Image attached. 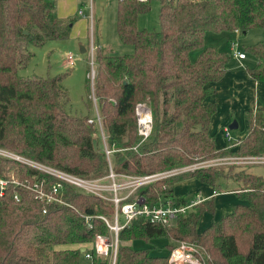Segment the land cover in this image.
I'll list each match as a JSON object with an SVG mask.
<instances>
[{
	"label": "trees",
	"instance_id": "obj_1",
	"mask_svg": "<svg viewBox=\"0 0 264 264\" xmlns=\"http://www.w3.org/2000/svg\"><path fill=\"white\" fill-rule=\"evenodd\" d=\"M149 3L117 0V35L133 51L112 54L96 46L93 79L103 133L113 149L112 169L134 176L224 153L209 132L217 111L209 98L227 71L232 52L204 46V37L207 32L264 29V0H160L158 30L137 24L138 17L149 12ZM54 9V0H0V149L77 176L100 178L108 174L104 144L88 117L66 113L63 76L19 75V67L32 56L29 44L41 46L70 36L74 19L58 18ZM195 49L200 52L192 60L190 52ZM244 53L256 60L245 67L247 77L264 82V42L245 46ZM138 103L150 109L152 130L134 149ZM244 116L247 132L231 153L264 154V103ZM233 169L205 166L139 187L134 196L142 195L152 205L161 201L187 206L188 198L174 194L177 182L195 179L216 193L221 192V178L231 177L239 184L224 191L238 199L230 212L201 231L197 226L202 215L215 211L213 195L180 213L169 227L133 218L119 232L116 264H169L171 243L166 244V254L124 243L159 238L202 246L206 264H264V177ZM0 180L6 182L0 191V264H86L80 248L95 234L107 232L97 216L112 214V203L67 183L53 194L57 178L2 155ZM93 262L103 264L96 258Z\"/></svg>",
	"mask_w": 264,
	"mask_h": 264
},
{
	"label": "rangeland",
	"instance_id": "obj_2",
	"mask_svg": "<svg viewBox=\"0 0 264 264\" xmlns=\"http://www.w3.org/2000/svg\"><path fill=\"white\" fill-rule=\"evenodd\" d=\"M54 3V12L58 18L64 20L74 19L70 36L65 40H48L41 46L29 44L27 49L32 53V56L24 65L19 67V75L24 78H33L52 77L61 74L63 76L61 85L66 95L64 103L66 113L74 116L88 117L89 122L92 121L98 128L99 133L97 134H99L103 142L104 133H102L101 117L93 95V79L96 70V46L100 45L103 49L112 54H127L133 51V46L121 43L117 35V0H92L91 9L89 0H54ZM149 5V12L140 15L137 24L139 28L158 30L160 0H150ZM263 40L264 29H251L245 33L235 31H224L220 33L207 32L204 37V46H218L219 49L226 51H231L232 49L233 54V49L235 51H244L245 46L254 44L258 41L264 42ZM91 44H93V63H91ZM81 47L85 48V52L80 51ZM199 52V49L191 51L190 58L192 60L195 59ZM69 55H71V59H69ZM245 55L247 58L241 60L242 64L251 66V59H254V56L248 53H245ZM71 61L73 64H71ZM233 61L232 59L231 63H233ZM234 119L235 118L232 117V120ZM238 122L239 127L231 130L232 135L238 139V145L228 150L222 148V152L224 153L210 159L211 161L217 158L229 157L228 155H239L231 153V151L239 147L241 136H244L247 132V123L242 115H240ZM213 123L214 121L212 122V127ZM217 128L218 126H216L215 130L211 128V133L214 134L218 143L221 142V140L225 141L222 130L218 138ZM104 142L106 143V137ZM106 146L108 147L107 143ZM225 146L226 144L224 147ZM210 160L205 161V163ZM190 165L192 164L186 166ZM215 166L225 167V169L229 166H234L233 172L245 168L247 172L262 175L264 177V164H224ZM18 179L19 176L16 174L14 176L15 182H18ZM117 180L120 183L123 182L122 177L117 178ZM199 183L200 182H197V180L180 181L175 185V192L180 193L191 202L196 194H200L201 197L205 194L204 192L199 193V190H197V188L201 186V183ZM238 185L235 179L231 177L221 178L219 186L221 192L217 194L215 211L213 213L204 214L205 218H202L198 225L201 230L214 220H218L230 212L231 205L237 202L238 199L234 193H225L224 191L237 187ZM122 192L123 194L126 193V191ZM110 214L106 215L109 216V219L112 217L113 213ZM124 243L129 244L133 248H149L152 254H166V244L171 243L174 245L176 241L167 238H159L152 242L130 240L129 243H127V241ZM81 247H86V245ZM82 261L86 264L88 263L83 257Z\"/></svg>",
	"mask_w": 264,
	"mask_h": 264
},
{
	"label": "built area",
	"instance_id": "obj_3",
	"mask_svg": "<svg viewBox=\"0 0 264 264\" xmlns=\"http://www.w3.org/2000/svg\"><path fill=\"white\" fill-rule=\"evenodd\" d=\"M91 2L92 0H89L90 9ZM90 53L91 63H93V44H91ZM233 54L239 59H243L245 57L244 51H235L233 49ZM68 57L71 59V55ZM71 64H73L72 61ZM135 115L138 141L134 146V149H136L139 144L149 137L152 130L151 111L144 103L136 104ZM223 136L226 142V146L224 147L225 150L232 149L234 146L238 145V139L232 135L231 129L228 126L223 128ZM104 140L105 137L103 134L104 151L108 161V174L95 179L67 173L41 163H36L34 161L21 158L11 152L0 149V155L21 160L22 162L27 163L57 178L58 181L52 186L53 194H56L59 191L63 183H67L82 192L97 195L100 198L112 203L114 211L110 219L104 215L97 216L106 225L107 232L95 234L93 240L88 245H86L85 251L82 254L83 258L88 262V264H95L93 262L94 258L102 261L103 264H116L118 248L121 242L119 239V232L124 227H126L133 218L142 217L151 223L159 224L163 227H169L173 225L180 213H184L192 205L206 199V197H201L200 194H196L187 206H175L171 205L169 202L165 203L161 201L152 205L147 202L144 196H134L135 191L139 187L159 179L172 177L205 166L224 164H264V155H228L229 157L217 158L206 163L204 161L160 173L134 176L129 174L115 173L113 171L110 162V154L113 152V149L107 147ZM119 177L123 178L122 183L118 182L117 178ZM5 184L6 182L4 180H0L1 192ZM33 188L38 190L37 184H35ZM122 191H126V193L123 194ZM38 192L40 196L45 195L41 191ZM214 194H216V192H214ZM47 199L50 200L52 197L47 196ZM90 218L91 217L85 216L86 220ZM206 257L207 253L202 246L189 241L178 240L168 253V263L206 264Z\"/></svg>",
	"mask_w": 264,
	"mask_h": 264
},
{
	"label": "crops",
	"instance_id": "obj_4",
	"mask_svg": "<svg viewBox=\"0 0 264 264\" xmlns=\"http://www.w3.org/2000/svg\"><path fill=\"white\" fill-rule=\"evenodd\" d=\"M246 58H247L246 55L243 59H239L236 56L231 57L227 71L225 72L224 76L215 85L216 86L215 94L209 98V101H214L217 105V111L212 117L209 132L211 133V128L215 130L216 126H218L217 128L218 138H219V133H221V130L223 131L224 127L229 126L230 123H232L231 121H234L236 119L235 121L238 124L239 123L238 119H240V115L244 116L245 111L255 110L258 106L264 103V82L253 81L247 77L245 72V67L248 65L242 64L241 62V60H245ZM232 59L234 60L233 63H231ZM251 60H252L251 61V66H252L256 62L255 57L254 59ZM232 117L235 119L232 120ZM213 121L214 123L212 127L211 125ZM238 127L239 124L237 128ZM211 135L214 136V134L212 133ZM214 138L216 140L217 147L223 148L226 142L221 140L219 144L215 136ZM187 180H195V179H187ZM177 183H175V185ZM175 185H174V194L181 195L180 193L175 192ZM200 185L201 186L197 188V190H199V193L204 192L205 194L203 197L206 198H209L210 196L213 195L215 200V207H216L217 197H218L217 194L219 193L214 194V192L209 186L203 184ZM202 218H205L204 214L202 215L201 219ZM197 229L201 231L199 226H197ZM127 243H129V241H127Z\"/></svg>",
	"mask_w": 264,
	"mask_h": 264
},
{
	"label": "water",
	"instance_id": "obj_5",
	"mask_svg": "<svg viewBox=\"0 0 264 264\" xmlns=\"http://www.w3.org/2000/svg\"><path fill=\"white\" fill-rule=\"evenodd\" d=\"M26 33V32H25ZM81 52H85V48L84 47H81L80 49ZM238 126L237 122L234 120L232 121V123H230V125L228 126L231 130L232 129H236ZM93 144H94V148H96V140H93ZM85 251V247H81L80 248V252H84Z\"/></svg>",
	"mask_w": 264,
	"mask_h": 264
}]
</instances>
